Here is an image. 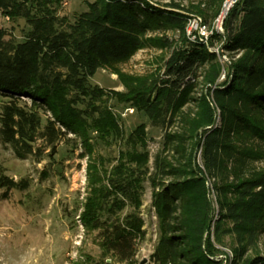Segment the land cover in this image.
Returning a JSON list of instances; mask_svg holds the SVG:
<instances>
[{"label": "trees", "instance_id": "1", "mask_svg": "<svg viewBox=\"0 0 264 264\" xmlns=\"http://www.w3.org/2000/svg\"><path fill=\"white\" fill-rule=\"evenodd\" d=\"M65 1L0 0V14L24 22L21 37L0 27V145L35 162L61 141L84 146L79 216L101 252L79 264L134 263L147 179L159 226L155 264H264V0H239L223 32L215 23L225 0H86L73 22L60 14ZM193 16L213 29L207 43L188 35ZM145 49L167 52L145 75L125 73ZM99 69L117 73L125 91L94 81ZM114 98L160 130L155 154L146 123L125 136ZM100 143L124 148L110 157L95 151ZM28 186L0 170L3 199Z\"/></svg>", "mask_w": 264, "mask_h": 264}, {"label": "rangeland", "instance_id": "2", "mask_svg": "<svg viewBox=\"0 0 264 264\" xmlns=\"http://www.w3.org/2000/svg\"><path fill=\"white\" fill-rule=\"evenodd\" d=\"M150 1L163 6L173 0ZM175 1L188 6L190 2L196 4L205 0ZM86 10H88L86 0H67L61 6L60 14L73 22ZM220 21L223 23L224 17ZM19 22L20 25L18 21L7 20L0 14V27L21 37L24 22L22 20ZM190 23H194L193 18ZM222 23L219 28L215 27L219 32H223ZM191 28L197 33L198 28L195 24ZM169 36L178 38V34L173 32H169ZM213 49L220 55H225L226 61L230 59L229 54L223 52L221 43L216 42ZM166 52L162 49L140 50L123 70L125 73L145 75L157 66L158 60ZM93 79L108 91L111 89L125 91L118 74L108 69H99ZM111 106L125 136L132 133L139 124H147L149 150L151 155L155 154L161 141L160 130L152 127L149 118L131 104L114 98ZM127 107H134V112L126 117L122 116ZM69 136L75 137L72 134ZM79 142L75 139L70 142L61 141L57 152L48 156L50 150H47V156L41 162L20 159L11 148L0 145V170L15 180L29 181L27 189H14L7 199L1 197L0 190V264H79L85 255L93 257L100 255L101 249L95 233L87 232L79 220L88 192V155L82 156L85 148ZM120 148H124L122 143L111 146L100 143L95 146V151L114 157ZM152 165L151 162L150 166ZM259 165L264 166V161ZM152 192L151 180L147 179L141 207L146 234L144 238L138 240L133 264H155L153 254L159 241V226L152 206ZM260 245L264 253V235L260 239ZM225 250L230 251L228 248Z\"/></svg>", "mask_w": 264, "mask_h": 264}, {"label": "built area", "instance_id": "3", "mask_svg": "<svg viewBox=\"0 0 264 264\" xmlns=\"http://www.w3.org/2000/svg\"><path fill=\"white\" fill-rule=\"evenodd\" d=\"M239 0H225L224 4H223V8H222V11H221V14L219 15V17L217 18V21L215 23V27L216 28H219V26H221V23L222 21L221 18L225 17L228 15V13L230 12V10L234 7V5L238 2ZM5 18L7 20H10L9 16H5ZM193 18V22L194 23H190L191 22V19ZM190 20H189V25H188V34L189 36L192 38V39H196L197 38V35H199V38L201 39H204V41L207 43L208 40H209V37L210 35L213 33V29H210V27H208L204 22H203V19L199 16H193ZM219 22V23H217ZM195 24L196 25V28H198V31L197 33H195V31L193 32L192 31V28L191 26ZM219 24V25H218ZM222 27H223V23H222ZM192 34L193 37L191 36ZM221 59L223 61H226L227 57L225 55H221ZM229 61V60H227ZM134 107H127L125 109V111L122 113V116H128L130 113H133L134 112ZM79 220L81 221L80 219V216H79Z\"/></svg>", "mask_w": 264, "mask_h": 264}, {"label": "water", "instance_id": "4", "mask_svg": "<svg viewBox=\"0 0 264 264\" xmlns=\"http://www.w3.org/2000/svg\"><path fill=\"white\" fill-rule=\"evenodd\" d=\"M145 261H143V263H144Z\"/></svg>", "mask_w": 264, "mask_h": 264}]
</instances>
